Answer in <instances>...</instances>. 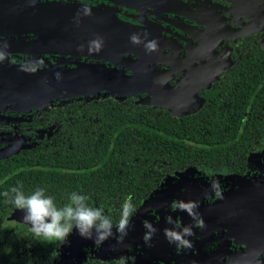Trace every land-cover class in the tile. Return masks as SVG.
<instances>
[{
    "label": "flooded vegetation",
    "instance_id": "af4514ba",
    "mask_svg": "<svg viewBox=\"0 0 264 264\" xmlns=\"http://www.w3.org/2000/svg\"><path fill=\"white\" fill-rule=\"evenodd\" d=\"M46 1L65 3V0H35V3ZM33 4L32 0H0V37L4 38L0 44L6 42L11 53L6 61L0 63V148L20 146L14 154L0 158V164L54 140L61 131L60 116L74 113L81 103L92 99L113 98L157 110L158 114L163 113L166 117L181 118L201 115L205 109L213 111L217 100L227 104L234 101L239 106L247 104L249 108L261 97V93L253 91L252 86L247 88L249 91L230 88L223 96L224 89L220 83L227 72L234 74L229 81L234 87L240 78L246 82L248 76H264V0H249L241 12L236 9L234 0H68L66 4L71 8L87 5L92 9V15L81 16L79 31L58 29V32L83 38V43H89L97 35L102 36L106 49L103 48L98 55L105 58L72 55L64 51L66 47L53 44L52 39L48 44L40 30H28L38 27V22L32 18L23 21L18 10L22 8L25 14ZM119 23L141 29L142 32L136 33L141 34L144 44L156 40L160 46L155 52L143 53L148 63L144 69L137 70L141 79L134 94L123 95L120 99L115 94L100 91L87 99L52 101L42 107L28 108L16 102V94L12 90H4L6 75L12 76V70L18 66L31 67L29 62L39 58L47 66L60 61L68 66H73L75 61L92 62L124 68L125 73L133 74L134 69L127 68L123 60L129 56L137 58L134 50H138L134 46H130L122 57L118 55L117 47L111 54L112 44L117 46L118 32L116 36L114 31L115 38H112L110 28H118ZM48 28L53 29V24H48ZM98 28L108 32L101 33ZM41 67L44 66L38 68ZM251 138L252 145L238 165L199 163L161 170L155 185L135 206L132 221L140 212L144 214L134 222L124 243L117 245L114 239H109L110 248L104 252L96 251L98 247L93 248L96 245L85 248L80 254L79 264H117L120 256H134L135 264H264V225L259 237H253L248 228L228 223L230 216L226 214L213 219L209 216L211 210L208 211L203 216L207 227L194 229L192 238L196 246L184 254L178 253L175 245L166 246L167 240L163 235L164 228L172 227L165 222L168 214L178 224L193 223L187 213L172 212L170 203L173 199L199 200L200 205L225 202L253 186L255 192L245 193L239 200L247 205L248 210H254V220H261L264 224V129ZM1 169L10 168L0 165ZM217 176L222 183L223 199H218L210 188ZM168 177L172 178V186L162 190L161 185ZM106 214L114 222L120 217L116 210ZM9 218L10 215L6 225L21 223L29 231V226L16 217L13 224H8ZM145 220L159 230L152 248H147L142 239L146 231L143 228ZM4 230L2 228L0 232ZM31 244L25 239L24 245L16 251L18 257H29L31 261L27 264H56L61 256V242H45L35 237Z\"/></svg>",
    "mask_w": 264,
    "mask_h": 264
},
{
    "label": "trees",
    "instance_id": "16d2710c",
    "mask_svg": "<svg viewBox=\"0 0 264 264\" xmlns=\"http://www.w3.org/2000/svg\"><path fill=\"white\" fill-rule=\"evenodd\" d=\"M233 75L227 72L220 83L222 95L252 86L261 93L258 102L247 108L217 100L213 111L170 118L113 98L92 99L70 115L61 114L54 140L3 161L0 165L10 169L0 170V230L5 229L0 232V264H27L29 257H18L16 251L25 239L35 242L25 225L5 223L15 206L2 194L12 187L22 186L26 195L42 187L58 207L78 192L89 197L90 207L120 213L128 195L137 206L161 170L199 163L238 165L251 137L264 129V76L240 78L234 87L229 82Z\"/></svg>",
    "mask_w": 264,
    "mask_h": 264
},
{
    "label": "clouds",
    "instance_id": "9594fccd",
    "mask_svg": "<svg viewBox=\"0 0 264 264\" xmlns=\"http://www.w3.org/2000/svg\"><path fill=\"white\" fill-rule=\"evenodd\" d=\"M32 2L35 3V0H32ZM67 2L68 0H65V3ZM82 15L91 16L92 9L87 5H82L75 17L77 25ZM144 35L146 37L147 33ZM3 39V37H0V40ZM130 41L134 45L144 43L139 33H133L130 36ZM103 46L104 38L97 35L95 39L89 41L88 53L90 55L93 53L98 54L102 51ZM144 47L149 52L155 51L157 42L151 40L144 44ZM8 48L9 45L6 42L0 44V63L11 56ZM83 50L84 45L77 48V51ZM29 63L32 72H35L40 66L47 67L42 58L32 60ZM55 77L59 80L61 74L57 72ZM218 177L220 176L212 180L210 188L218 199H223L222 183ZM2 195L9 198L8 202L12 203L15 209L24 211L23 223L29 226V231L34 237L41 238L45 242H61L64 244L75 228L81 237L92 239L96 246H101L109 239H114L117 245H121L127 238L129 230L133 227L132 217L136 212L131 195L125 198L121 206L120 217L116 222L105 213L102 207H90L87 204L89 197L78 192H72L69 195V202L62 207H58L54 197L46 194L45 189L42 187L27 195L22 186L12 187L10 192L5 191ZM199 207V200L173 199L170 203L172 212H185L193 221L191 224L180 227L171 214L165 217V222L172 225V227L164 228L163 235L170 245H175L178 253L193 248V242L189 238L195 236L194 229L204 230L207 227L202 214L198 211ZM143 228L146 230L142 236L144 245L147 248H152L154 246L153 239L159 230L148 220L143 221ZM130 262L135 264L134 256H120L117 258V264H130Z\"/></svg>",
    "mask_w": 264,
    "mask_h": 264
},
{
    "label": "water",
    "instance_id": "95a60500",
    "mask_svg": "<svg viewBox=\"0 0 264 264\" xmlns=\"http://www.w3.org/2000/svg\"><path fill=\"white\" fill-rule=\"evenodd\" d=\"M68 5L70 4L55 1L37 2L34 3L30 11L25 14L24 10L20 8L18 10V16L22 15L23 21H30L32 18L33 21L38 22V27L33 26V29H27L34 32L40 30V32L44 33V40H47L48 44L49 39H52L53 44L66 47L64 48L65 52H77V54L94 58H105L95 53L90 55L87 50L88 43H83L82 40H80V43L69 41V39L71 40L79 37L67 36L58 32V29H69L71 32L79 31L81 29L80 27H82L81 17L78 25L75 22L78 9L82 7L79 6L77 9L71 8ZM51 23L53 24V29L48 28V24ZM99 30L101 33L108 32L107 29ZM114 31L116 36L118 32V42L117 46L116 43L114 45L112 44L113 50L111 54L115 52L116 47L120 57L129 50L130 46H134L138 50H134V53L138 54L137 58L134 59L129 56L123 60V64L126 65L127 68L134 69L133 74L125 73L124 68L120 69L117 68V66H106L102 63L80 61H75L73 66H68L64 61H60L54 63L52 66L37 68L35 72L30 71L29 66H27V68L25 66H18L12 70V73L14 72L12 76H5V80L3 81L5 84L4 90H12V93L16 94V102L22 104V106L26 105L28 108L42 107L44 104L51 102L52 99L75 97L84 93L90 94L100 90L108 92L109 94H134V92L138 90L137 86L140 84L141 79L137 70L144 69V66L148 63L143 53L149 51L145 50L144 43L134 45L129 39L133 33L137 31L142 32L141 29H132L125 24L119 23L118 28H110L112 38H115ZM80 45H84V50L78 53L77 48ZM103 48L106 49L105 46H103ZM119 56L118 58H120ZM150 68L153 69L152 67ZM57 72L61 74V79L59 80L55 77ZM5 94H8V92ZM13 213L17 220L23 222V210L15 209Z\"/></svg>",
    "mask_w": 264,
    "mask_h": 264
},
{
    "label": "rangeland",
    "instance_id": "374dc122",
    "mask_svg": "<svg viewBox=\"0 0 264 264\" xmlns=\"http://www.w3.org/2000/svg\"><path fill=\"white\" fill-rule=\"evenodd\" d=\"M248 2H249V0H234V5H235L236 9L239 12H241ZM78 40H83V39L82 38H76L73 40L69 39V41L73 42V43H76ZM157 48H159V47L157 46ZM70 54L75 55V54H77V52L70 53ZM100 91H95V92H92L90 94L84 93V94H81L80 96H75V97H63L61 99L58 98L56 100L52 99L51 102L52 101H57V102H68L69 101L70 102L71 100H74V99H77V100L82 99V98L87 99L90 96H93V94H98ZM115 95L117 98L122 99L123 95H127V94H115ZM19 147L20 146L18 145V147L17 146H8L6 148H4V147L0 148V157H2V156L5 157V155L14 154L15 152H17L19 150ZM256 181H260V180H256ZM171 182H172V178H170V177L166 178V180L161 185L162 190L170 188L172 186ZM255 190H256V188L253 186L252 189L248 188L246 191H240L239 196L229 198V199L225 200V202H217V203L206 204V205H205V203L201 204L200 209L198 211L202 214V216H204L205 214H208V211L211 210V213L209 214V216H212L213 219H215L217 217H222L224 214H226L227 216H230V218L227 221L228 223L237 224V226H242L243 229L248 228L250 235H252L253 237H259L260 229L264 225V224H262L263 222L261 220H254V218H255V214H253L254 210H248L247 205L244 204L241 200H239V198H241V196L244 195L245 193L255 192ZM144 203H146V202H144ZM212 209L213 210L216 209L214 214H212V211H213ZM143 214L144 213L140 212L138 215H136L135 219L132 221V225H134V222L136 220H139L143 216ZM241 214H245V216L243 217V216H241ZM14 217H15L14 215H11L9 220L7 221V223L13 224ZM205 223H206V221H205ZM178 225L180 227L184 226L182 224H178ZM189 239L192 240L193 248H194L196 246V243L193 241L192 237H190ZM156 240H158V239H156ZM92 245L95 246V243L92 239L88 240V239L81 237L79 235L78 231L76 229H74V231L68 236L67 242L62 245L61 256H60L59 260L56 262V264H71V263L79 264L81 261L80 254L85 251V248H90ZM158 245H160V244H158ZM158 245H156V246H158ZM166 246L172 247L174 245H170L166 241ZM96 247H98V249L96 251L104 252L107 250V248L108 249L110 248V245H109V242L105 241L101 246H95L93 248H96ZM96 253H100V252H96ZM184 253H186V250H184L182 252V254H184ZM164 262H166V260ZM181 264H185V262H182Z\"/></svg>",
    "mask_w": 264,
    "mask_h": 264
}]
</instances>
